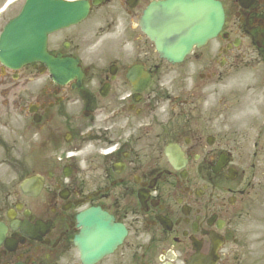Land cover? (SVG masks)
Instances as JSON below:
<instances>
[{
    "label": "flooded vegetation",
    "instance_id": "flooded-vegetation-1",
    "mask_svg": "<svg viewBox=\"0 0 264 264\" xmlns=\"http://www.w3.org/2000/svg\"><path fill=\"white\" fill-rule=\"evenodd\" d=\"M149 1L104 0L94 7L91 31L107 38L85 29L51 37V53L79 59L85 71L79 90L50 79L37 83L39 90L23 88L36 80V65L19 71L0 65V104L26 90L40 116L33 138L53 146L72 132L74 149L83 153L70 158L45 150L40 161L41 153L32 157L29 174L42 179L36 196L24 194L17 177L2 180L7 241L0 264H84L76 216L92 207L127 230L123 243L95 264H185L189 236L206 253L211 230L222 239L219 264H246V247L254 249L252 264H264V90L232 82L255 65L264 74V0H220L224 30L194 51L184 78L189 90H176L173 116L172 103L155 102L162 66L147 38L134 35ZM134 64L157 73L138 95L126 76ZM159 114L161 121L149 119ZM169 144L181 151L176 163L166 156Z\"/></svg>",
    "mask_w": 264,
    "mask_h": 264
},
{
    "label": "water",
    "instance_id": "water-1",
    "mask_svg": "<svg viewBox=\"0 0 264 264\" xmlns=\"http://www.w3.org/2000/svg\"><path fill=\"white\" fill-rule=\"evenodd\" d=\"M26 17L20 25L10 28L1 40V54L6 63L20 66L36 58H44L45 39L48 32L79 21L80 4L57 0L31 1ZM220 5L212 0H168L151 6L144 17L148 31L170 40L168 46L183 50L194 40L202 41L221 25ZM152 24V28L149 25ZM13 38L10 42L11 37ZM177 51V50H176Z\"/></svg>",
    "mask_w": 264,
    "mask_h": 264
}]
</instances>
